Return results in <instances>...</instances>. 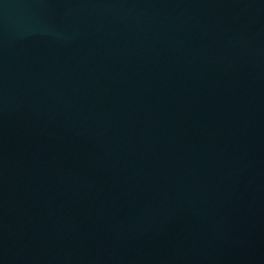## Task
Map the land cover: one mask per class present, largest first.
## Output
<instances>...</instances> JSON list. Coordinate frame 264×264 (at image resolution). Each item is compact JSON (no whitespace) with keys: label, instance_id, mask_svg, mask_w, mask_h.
Returning a JSON list of instances; mask_svg holds the SVG:
<instances>
[{"label":"water","instance_id":"95a60500","mask_svg":"<svg viewBox=\"0 0 264 264\" xmlns=\"http://www.w3.org/2000/svg\"><path fill=\"white\" fill-rule=\"evenodd\" d=\"M0 264H264V0H0Z\"/></svg>","mask_w":264,"mask_h":264}]
</instances>
